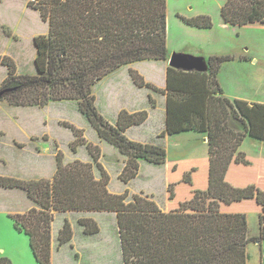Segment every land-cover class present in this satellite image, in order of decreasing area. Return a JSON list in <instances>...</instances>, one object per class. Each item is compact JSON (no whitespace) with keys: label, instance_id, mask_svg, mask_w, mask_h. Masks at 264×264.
Masks as SVG:
<instances>
[{"label":"trees","instance_id":"1","mask_svg":"<svg viewBox=\"0 0 264 264\" xmlns=\"http://www.w3.org/2000/svg\"><path fill=\"white\" fill-rule=\"evenodd\" d=\"M30 6L49 24L47 33L34 38L37 73H19L11 56H0V64L8 67V76L0 86V101L7 100L11 106L45 107L51 102L74 100L99 137L127 157L120 180L128 183L137 177L140 161L167 163L169 200L177 198L182 182L190 185L192 192L178 205L169 203L168 211L148 195L130 194L128 189L111 192L110 175L100 161V146L87 141L83 128L62 121L75 136L72 150L86 145L101 171L100 179L93 163L78 159L64 163L59 146L57 170L51 179L0 175V186L23 189L39 205L9 214L15 227L29 235L38 262L52 264L55 211H111L117 216L124 264H247L248 243L264 240V188L256 182L235 183L233 166L253 168L254 161L240 146L248 135L264 140V103L225 96L218 72L233 57L211 56L209 72L170 66L165 89L130 69L136 85L167 95L165 133L195 130L209 138L207 184L195 186L199 166L194 162L182 179L171 182L169 175L178 169L179 162H167L166 148L126 134L130 126L146 121L149 112L123 108L117 122L111 123L98 109L94 92L98 82L124 65L169 59L168 0H38ZM222 15L233 25L264 28V0H226ZM183 19L193 26H213L208 15ZM150 100L156 104L152 96ZM230 116L242 128H229ZM249 210L259 214L257 237L247 236ZM79 223L87 234L100 231L94 218L81 217ZM73 236L72 223L66 218L59 231L60 245ZM0 264L12 263L0 258Z\"/></svg>","mask_w":264,"mask_h":264},{"label":"rangeland","instance_id":"2","mask_svg":"<svg viewBox=\"0 0 264 264\" xmlns=\"http://www.w3.org/2000/svg\"><path fill=\"white\" fill-rule=\"evenodd\" d=\"M26 1L29 5L38 2V0ZM203 1L190 0L191 3H189V0H169L171 26L175 28L173 10L180 4L184 3L186 7L196 6L199 2L202 4ZM22 5V0H0V21L5 22L8 27H15L18 16L22 12ZM185 6L184 10L186 11ZM39 26L36 30L40 34L48 31L46 23H40ZM5 28L6 26H3L4 31L8 33V28ZM17 30H21L23 34L27 33V30L23 26L20 27V25H18ZM9 34H11L10 31ZM187 39L191 43L185 47L184 52L192 54L196 58L198 66L202 68L208 61L209 57L207 54L215 47L214 43L211 40L206 41L203 37L195 35H190ZM173 43H178V41L171 42V46ZM2 44L3 37H0V46ZM243 47L249 49L248 52H251V55H256L255 60H258V64H256L257 61H254L255 63L246 62L244 67H234L232 63H228L220 74L221 81L231 95L238 97L236 99L246 101L254 99L264 102V31H246L240 40L237 38L230 39L228 47L230 54L233 52L238 53V50L239 52L243 51ZM29 57L26 59V63L19 68L27 70L26 73L32 72V74H35L37 73L35 61L31 62ZM136 64L138 65L137 68H143L149 73H153V68L148 62L143 61ZM122 69L118 74L106 77L107 79L105 78L95 85L97 92L96 105L107 119L113 118L119 108L145 107L147 104V92L134 88L126 66ZM1 73L2 71H0ZM243 77L246 78V82L240 83L239 79ZM254 81L256 85L253 84ZM159 100L162 103L161 97H159ZM2 101L9 105L7 100ZM9 106L8 110L20 115L19 120L25 128L36 132L47 130L50 133L47 135L49 142L45 145V147H48L46 153L39 155L33 153L34 146L21 129H19L20 131L11 129V134L22 140L15 141L17 147L11 144V137H5L4 131H1L4 147L0 145V175L22 178L29 175L45 174L49 176L47 178L51 179L57 170L56 153L58 146L64 154V163H71L78 159L94 164L86 145H79L77 151L72 150L71 147L75 136L70 128L61 124L62 121H69L84 129V135L88 142L100 146V161L110 175L108 188L111 192L122 193L128 189L130 194L148 195L156 200L160 207L166 211L169 210V203L178 205L180 201L190 198L192 194L191 186L182 182L178 185L177 198L172 201L169 200L167 163L157 165L143 161L137 177L128 183L120 180L119 175L127 161L126 156L121 154L106 140L98 138L96 130L92 127L87 117L79 111L77 102L74 100L51 102L45 107ZM158 116L159 114H154L145 126L133 128L129 136H133L136 138L134 140L141 142L146 140L166 145L167 162H179L178 169L169 175L171 182L182 179L184 173L189 170L190 163L194 162V164L199 166V171L195 174V186L197 188L205 186L207 181L204 175L208 161V155H206L208 150L203 140L195 137L196 133L192 132V130H186L187 132L182 131L185 132L182 134H180L181 132H176L178 134L171 136L169 143L165 138L159 141L154 133V128L158 129L160 124ZM230 117L229 128H242L241 125L239 126L235 122L233 116ZM44 118L49 120L47 125L44 124ZM11 125L14 124L10 123ZM165 134L164 131L161 135ZM174 142L181 143V145L177 147ZM241 150L246 152L249 158L254 161V165L252 166L253 168L247 169L243 168V166H233L236 179L232 180L238 185L256 182L264 188V163H262L264 162V143L255 142L249 137L246 138ZM191 155L196 157L193 158ZM237 172H241L243 176H240ZM94 173L96 178H101V171L96 164H94ZM260 175L262 176L260 177ZM238 206L243 205L239 203ZM247 206L249 207L250 205ZM32 207L39 208V205L32 201L23 189L0 186V258H8L12 264H41L32 250L29 235L24 231L18 230L15 227L14 220L9 216L10 213L27 212ZM81 217L94 218L99 224L100 231L95 234L85 233L84 227L79 223ZM66 218L72 223L74 236L70 242L60 245L58 240L59 231ZM248 222L247 236H259V214L249 210ZM52 235V264H124L115 212L55 211L52 222ZM262 243L264 246V240H262ZM256 246L258 245L255 242H250L246 246L247 254L250 256L248 264H259L258 247Z\"/></svg>","mask_w":264,"mask_h":264},{"label":"crops","instance_id":"3","mask_svg":"<svg viewBox=\"0 0 264 264\" xmlns=\"http://www.w3.org/2000/svg\"><path fill=\"white\" fill-rule=\"evenodd\" d=\"M22 1H23L22 12H21V15L18 16V20H17L16 25H15L16 29H15V27H13V28L8 27L7 25H5V22L0 21V37H3V44L0 46L1 47L0 48V56H4V55L11 56L16 61L17 65H18V70H20L19 72L26 73L27 70H25L23 68H19V67L23 66L26 63V59L29 56H30L29 59L31 60V62H34L36 59L37 48H36V45L34 42V38L36 35L40 34L38 32V30H36V29H38L40 27L39 26L40 23H44V24L46 23V29L48 30L49 24H48V22L43 20L39 10L30 6L26 0H22ZM200 2L196 6L192 5V6H187V7L183 3V4H180L176 9H174L173 10V12H174L173 22L175 24V28H174V26H171V18H170L171 13H170V5H169V0H168L167 48H168V52H169V59L173 53L192 55V54H187L184 52L185 47L187 45H190V43H191V41H189L187 39L188 36H190V35H195L197 37H203L206 41L211 40L214 43L215 47H213V49L209 52V54H207L209 58L211 56H220V55H231L233 57L231 60L226 61L221 65L220 70L218 72V81H219V83L223 89L225 96L231 100H234L238 97L236 95H231L227 91V89L223 85V82L221 81V78H220L221 72L223 71L225 66L228 65V63H232L234 67H239V66L244 67L246 62L255 63L254 61H257L256 64H258V60H255L256 55H251V52H248L249 49H247L246 47H243L242 48L243 51H241V52H239V50H238V53L233 52L232 54H230V50L228 48L230 45V39L237 38L238 40H240L246 31H252L253 30V31L263 32L264 28H247V27H242L239 25H233L231 23L226 22L223 15H222V7L224 6L226 0H204L202 4H200ZM189 3H191L190 0H189ZM184 6H185L186 11L184 10ZM200 15L210 16L212 18V21H213V26H211V27L193 26V25L186 23L185 20L183 19V17L184 18H195V17L200 16ZM18 25H20V27L23 26L24 29L27 30L28 34L27 33L23 34L21 32V30L18 31L17 30ZM47 25H48V28H47ZM3 26H6L5 29L8 28L7 31L9 30L11 34L6 33L3 29ZM47 32H45V33H47ZM175 40H177L178 43H173L171 46V42H174ZM31 41H32V43H31ZM169 59L168 60H145L153 68L152 74L149 73L148 71L144 70L143 68H140V69L137 68L138 65L136 63L143 62V61H138L136 63L134 62V63H131L129 65L122 66L121 68L117 69L115 72H112L107 77H109V76L111 77L114 74H118L121 71V69L126 66V69H127V72L129 73V75H130V69L138 70L148 82L153 83L156 86L165 89V88H167V84H168V72H169V67H170ZM194 70L197 71L196 69H194ZM0 71H2V73L0 74V86H1L4 82V80L6 79V77L8 76V67L3 65V64H0ZM207 72H209V70ZM130 78L133 82L132 85L134 86V88H136L137 90H140V91H146L147 92V98L148 99H147L146 106L145 107H143V106L142 107H133V108H131V107L130 108H125V107L119 108V110L116 112L115 116L113 118L108 119V120L111 123L115 124L117 122L119 112L123 108L129 110L130 112L143 110L145 108L149 112V116H148L147 120L141 124H135V125L130 126L126 131L127 136L130 139H133V140L136 139L133 136H129L130 131H132V129L135 127L145 126L151 120V118L153 117L154 114H159V116H158V118L160 119L159 128L158 129L154 128V133L158 137L159 141H162L165 138L169 143L171 140V136L176 135L178 133H173V134L166 133L165 135H161L167 129V117H168L167 95L160 93V92H157V91H155L151 88H148V87H139L138 85H136L134 83L131 75H130ZM239 82L245 83L246 78L245 77H243L242 79L240 78ZM253 84L256 85L255 81L253 82ZM253 89L255 90V88H253ZM96 93L97 92H96V86H95V94ZM151 96L156 102L155 105H153L151 100H150ZM96 97H97V94H96ZM159 97L162 98V103H160ZM249 102L264 103L262 101H257L254 99L252 101H249ZM8 108H10V106L7 105L5 103V101H0V133H1V131H4L5 137H11V139H10L11 144H13L14 146L17 147L15 141H22V140H19L17 138V136L12 135L11 129L13 128L14 130H18V131H20L19 129H21L22 132L26 133L29 141L34 146L33 153H36L39 155L45 154L47 151V148H48V147H45V145L49 142L48 139L45 138V136H47L50 133L45 129L42 130L41 132L30 131L28 128H25L23 126V124H21V121L19 120L20 115L17 113H13L12 111L8 110ZM8 111H10V112H8ZM10 123H13L14 125H11L12 126L11 127ZM48 123H49V120L47 118H44V124L47 125ZM185 132H187V131L185 130ZM185 132L181 131L180 134L185 133ZM192 132L196 133L195 137L203 140V142L205 143L207 150H208V153L206 155H208V157H209V143H208L209 138L207 136V133L198 132L195 130H192ZM1 137H3V136L0 134V145H1V147H4V142H3V139H1ZM249 137L252 140H254L255 142L259 141V142L264 143V140L255 139L249 135L246 136V138H249ZM34 138H37V139H34ZM98 138L101 140L99 135H98ZM246 138L244 139V141L242 142V144L240 146L241 149L244 146V142H245ZM142 142L153 143V144H157V145H160V146L166 148V145L164 146L163 143L154 142V141H146V140H143ZM174 144L177 147H179L181 145V143L178 144V142H174ZM31 152H32V150H31ZM191 156L193 158L196 157L194 155H191ZM142 162L143 161H140V169L142 167ZM124 167H125V165H124ZM123 168H122V170H123ZM122 170H121V172H122ZM47 177H49V176H47L45 174H35V175H29L26 177H22L21 179H29L30 180V179H40V178H47ZM25 193L27 194L26 191H25ZM32 201H34V200H32ZM52 237H53V235H52ZM255 243L258 245L256 247H258L257 254H258L259 264H264V246H263V243H262V241L261 242H255ZM249 261H250V256H249V259L247 261V264L249 263Z\"/></svg>","mask_w":264,"mask_h":264},{"label":"water","instance_id":"4","mask_svg":"<svg viewBox=\"0 0 264 264\" xmlns=\"http://www.w3.org/2000/svg\"><path fill=\"white\" fill-rule=\"evenodd\" d=\"M169 62H170V66H173L176 68H183L186 70L196 69L197 71H200V72H207L209 70L208 61L202 68H200L197 64L196 58L192 55L173 53L170 56Z\"/></svg>","mask_w":264,"mask_h":264},{"label":"built area","instance_id":"5","mask_svg":"<svg viewBox=\"0 0 264 264\" xmlns=\"http://www.w3.org/2000/svg\"><path fill=\"white\" fill-rule=\"evenodd\" d=\"M34 1V0H33Z\"/></svg>","mask_w":264,"mask_h":264}]
</instances>
